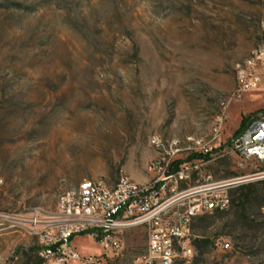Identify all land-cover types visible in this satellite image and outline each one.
Returning a JSON list of instances; mask_svg holds the SVG:
<instances>
[{
	"label": "rangeland",
	"instance_id": "1",
	"mask_svg": "<svg viewBox=\"0 0 264 264\" xmlns=\"http://www.w3.org/2000/svg\"><path fill=\"white\" fill-rule=\"evenodd\" d=\"M263 20L264 0H0V213L54 211L84 179L151 180L153 135L202 140L217 180L260 170L228 152L242 118L264 114V93L230 102ZM245 185L228 210L194 221L189 264H264V179ZM251 192L263 208L245 206ZM123 241L107 264L147 252L143 228ZM76 242L100 253L90 238ZM38 245L2 230L0 264H38Z\"/></svg>",
	"mask_w": 264,
	"mask_h": 264
},
{
	"label": "built area",
	"instance_id": "2",
	"mask_svg": "<svg viewBox=\"0 0 264 264\" xmlns=\"http://www.w3.org/2000/svg\"><path fill=\"white\" fill-rule=\"evenodd\" d=\"M264 35V20L260 24ZM236 87L230 102L248 93H264V41L235 65ZM157 157L149 166L153 177L138 183L121 176L109 186L99 179H84L72 193L61 195L57 208L44 215L0 213V232L24 231L38 240L40 264H107L120 256L123 236L134 228L146 231L147 252L136 264H189L196 255L193 223L201 208L214 213V206H231L229 192L253 180L264 179V169L248 176L217 180L208 166L214 160L202 140L189 138L165 141L160 135L150 139ZM230 154L264 168V114L231 139ZM193 155H198L189 159ZM264 210V208H263ZM96 242L100 253H83L77 238ZM223 250H231L226 240H218Z\"/></svg>",
	"mask_w": 264,
	"mask_h": 264
},
{
	"label": "trees",
	"instance_id": "3",
	"mask_svg": "<svg viewBox=\"0 0 264 264\" xmlns=\"http://www.w3.org/2000/svg\"><path fill=\"white\" fill-rule=\"evenodd\" d=\"M260 117V116H259ZM258 117V118H259ZM258 118H256V119H258ZM256 119H254V118H252L251 116L250 117H244V118H242V120H241V124H240V128L237 130V132L239 133V134H241L242 132H244L248 127H249V125L252 123V121H254V120H256ZM198 157V155H193V156H191L189 159H193V158H195V157ZM261 167V169L260 170H263L264 168L262 167V166H260ZM248 189V186L247 185H241V186H239V187H237V188H235V189H233V191H236V192H242V191H245V190H247ZM241 198H243V199H245V201L244 202H246L245 203V206H249V207H252V209L253 210H256V209H261V208H263V201H261V199H259V197H258V195H257V193H252L251 192V194H249V195H244L243 194V196L241 197ZM233 200H231V202H232ZM246 209V208H245ZM247 210V209H246ZM204 217H206V215H204L203 217H200L201 219L202 218H204ZM245 218V217H244ZM245 220H247L248 222H250V223H252L253 224V222L254 221H249V217L247 218L246 217V219ZM253 227V226H252ZM38 264H40V263H38Z\"/></svg>",
	"mask_w": 264,
	"mask_h": 264
},
{
	"label": "bare ground",
	"instance_id": "4",
	"mask_svg": "<svg viewBox=\"0 0 264 264\" xmlns=\"http://www.w3.org/2000/svg\"><path fill=\"white\" fill-rule=\"evenodd\" d=\"M74 189L75 187L67 190L66 192L63 193V195H65L66 193H72ZM215 212H223V206H214V213ZM34 215H44V212L39 210H34ZM204 215H208V208H201V216Z\"/></svg>",
	"mask_w": 264,
	"mask_h": 264
}]
</instances>
